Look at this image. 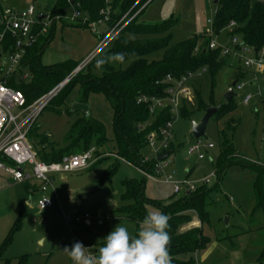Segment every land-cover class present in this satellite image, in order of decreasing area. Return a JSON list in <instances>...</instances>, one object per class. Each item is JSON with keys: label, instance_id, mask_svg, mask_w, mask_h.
<instances>
[{"label": "rangeland", "instance_id": "obj_1", "mask_svg": "<svg viewBox=\"0 0 264 264\" xmlns=\"http://www.w3.org/2000/svg\"><path fill=\"white\" fill-rule=\"evenodd\" d=\"M57 1L0 0V10L13 9L21 12L34 6L37 11L47 15L52 12ZM214 1L153 0L139 21L158 24L171 18L176 20V25L171 30V43H176L200 35L210 28L207 19L215 18ZM67 23L57 20L54 29L49 28L53 38L42 55L43 64L50 65L67 59L83 63L94 45L100 41L95 30L100 33L107 30L104 24L95 26L93 30L94 27L76 28ZM231 31L232 28L227 27L215 32L212 39L222 47L230 45L235 36L238 44H241L240 34H232ZM160 57L161 52L151 55L150 59ZM256 57L249 48L235 49V52L227 55V63L217 74L215 83L209 72H200L190 78L187 85L192 95L185 100L190 115H182L181 111L177 113L173 125L172 153L167 158L166 171L172 173L173 177L167 181L166 176L162 175L153 181L152 187L147 178L146 195L151 192L152 199L167 203L175 197L173 188L176 184L181 186L180 194H176L178 196L186 193V181L198 185L208 179V185L213 188L215 180L212 175L220 154L221 133L228 127L230 135V131H233L236 151L247 161L264 166V70L254 72L244 67V61ZM112 65L118 67V63ZM238 70L243 73L240 81L245 86L242 90L235 91L238 95L226 102L223 96L236 79ZM25 73L30 76L29 71L26 70ZM101 73L94 70L97 76ZM247 93L252 97L245 104L243 98ZM79 94L80 85L76 83L69 90L64 103H51L38 114L33 129L28 134V141L34 147L39 146L42 138L58 148L67 144V136L73 123L84 115L82 112H67L77 101ZM198 94L204 106L198 105ZM221 104L227 106L225 111L209 121L205 135L199 138L200 150L205 153V158L198 160L197 155L188 153V148L198 143V139L191 133L192 123L202 119L206 107ZM88 105L91 116L104 124L107 139L99 150L91 148L94 149L91 167L79 172L53 174V180L44 193L30 192L24 183L15 182L11 176L0 171V246L6 244L11 237L0 264H6L7 261V264H19L24 256L23 264H72L63 249L70 248L77 240L97 245L119 223L126 225L133 234L138 230L140 224L120 216L118 209L124 204L121 197L124 192L123 181L143 179L144 176L137 168L117 159L114 153L113 111L104 95L90 94ZM208 144H213V147L207 148ZM145 152L151 160L154 159L151 149L146 148ZM102 154H105L104 158L96 163V159ZM112 170L113 173L107 177ZM254 180L252 170L240 163L227 167L220 185L211 191L208 199L209 216L208 222L203 224V230L209 237V242L206 248L195 255L197 264H264V260L260 259L264 249V213L256 207ZM28 182L36 189L41 185L34 178ZM43 195L54 199V204L44 210L37 205L38 199ZM231 196L233 200L230 199ZM147 210L159 209L148 205ZM185 213L190 214L192 220L182 225L181 231L201 226L197 213ZM86 214L89 215L88 219L82 218L78 222L66 220V216L84 217Z\"/></svg>", "mask_w": 264, "mask_h": 264}, {"label": "trees", "instance_id": "obj_2", "mask_svg": "<svg viewBox=\"0 0 264 264\" xmlns=\"http://www.w3.org/2000/svg\"><path fill=\"white\" fill-rule=\"evenodd\" d=\"M136 1H113L111 19L107 24L109 30ZM78 4L82 15L88 17L89 21L70 24L90 29L89 23L102 17L100 9L105 6V0H58L52 12L65 14L73 5L78 6ZM215 7L214 32H220L234 21L236 25L231 33L240 34L241 44L247 45L258 55L264 50V0H218ZM143 12L144 10L122 29L106 49L96 57L125 53L124 64L118 63V67L106 64L102 73L97 76L94 74L96 68L95 59H93L63 87L47 107L51 103H64L69 90L76 83L80 85L77 101L87 103L90 94H103L113 111L114 153L117 158L154 174L156 160L144 162L147 137L152 131L158 132L171 118V113L165 109L153 116L149 111V106L139 103L138 98L142 95L165 96L167 84L162 80L167 74L180 77L188 72L199 73L202 68H206L211 75L212 82L215 83L217 74L227 63V55L223 54L221 47L209 48L211 36L206 31L190 39L171 43V30L176 25V20L171 18L158 24H147L139 21ZM62 22L67 21L62 20ZM50 29L53 30V27ZM52 38L50 33L47 36H41L33 46L28 48L19 69L6 78L9 87L23 93L27 105L48 93L80 64L71 59L50 65L43 64L42 55ZM159 52H161L159 59H150L151 55ZM26 70L30 73L28 78L23 77ZM241 77L243 73L238 70L235 78L240 79ZM198 105L204 106L199 94ZM226 107L221 104L214 117L225 111ZM67 112L71 113L68 109ZM181 114L190 115L185 104L181 108ZM32 129L33 127L30 132ZM229 130L228 127L221 133L220 154L214 164L215 186L213 188H210L208 182H200L195 190L181 196L174 193L175 197L164 203L146 196V177L123 181L124 192L121 197L124 204L118 209L120 216L140 224L148 212V205L157 207L169 216L167 231L173 247L168 250L172 264H197L194 259L195 255L206 248L209 242V237L204 233L203 224L208 222L207 205L210 193L213 189H217L225 170L232 164L240 163L250 168L255 174L253 191L257 201L256 207L264 213V166L247 161L236 151L232 138L233 131H230V135L227 132ZM67 140L65 146L58 148L42 138L39 146L35 148L38 158L46 163L59 162L66 154L84 152L104 145L107 141L104 124L91 115L79 117L73 123ZM172 146L173 143L170 145V151ZM112 173L113 170L108 173L107 177ZM187 211L197 213L201 226L181 231L182 225L192 220V216L185 213ZM10 240L11 237L8 238L6 244L0 246V260ZM101 244H104V240ZM24 259L25 256L19 264H23ZM260 259L264 260V249L261 251Z\"/></svg>", "mask_w": 264, "mask_h": 264}, {"label": "built area", "instance_id": "obj_3", "mask_svg": "<svg viewBox=\"0 0 264 264\" xmlns=\"http://www.w3.org/2000/svg\"><path fill=\"white\" fill-rule=\"evenodd\" d=\"M114 0H105V6L100 9L102 17L97 21L89 23L91 27L99 24L107 26L111 19V8ZM137 0L116 22V24L105 33H100L95 30V33L100 36V41L97 47L90 53V55L79 64L62 82L56 85L45 95L41 96L33 103L27 105L26 99L23 93L19 90L9 87L6 83V78L13 75L18 69L23 57L25 56L28 48L33 46L41 36L47 34L50 26L57 20H65L68 23L81 22L87 23L88 17L82 15V12L78 6L73 5L68 13L55 14L50 12L47 15L37 11L34 6H30L28 9L18 12L13 9H5L0 13V26L2 31L0 32V60H3V65L0 66V171L11 176L13 181L18 183H24L31 179H36L40 182L38 187L39 193L47 191L49 185L52 182V175L55 173H73L82 171L89 168L92 165V157L94 155V149H89L84 152L70 153L64 155L59 162L46 163L38 158L35 147L28 141V134L33 127L35 120L51 102V100L58 95L63 87L88 63L98 57L104 49L112 42V40L124 29L136 16H138L153 0ZM143 2V3H142ZM142 3V4H141ZM141 6L138 8V5ZM137 7V8H136ZM136 8V9H135ZM216 12V9H215ZM207 23L210 28L206 30V33L211 35V41L209 44L210 49L220 47L212 39V35L215 33L213 29L214 19H207ZM234 21L230 22L229 27H235ZM239 46V47H238ZM224 55H229L236 50L251 49L247 45L238 44V40L235 36L231 39V44L222 46ZM252 50V49H251ZM253 51V50H252ZM256 59H250L244 61V67L252 69L254 72L264 70V50L259 55L256 54ZM3 67V68H2ZM207 72L206 68H202L199 73ZM197 73L188 72L180 77H175L171 74H167L162 80L167 84L166 95L163 97L142 95L138 98L139 103H145L149 106L150 113L155 116L159 111L169 110L171 118L160 128V130L152 131L147 137V147L150 148L154 154V160H156L154 166V174L149 173L146 170L140 169L142 174L149 179L157 180L160 176L165 175L167 181L173 177L172 173L166 171L168 166L167 158L159 161L158 157L169 150L172 143L173 125L177 117V113L181 111L182 106L185 104V100L191 97V90L188 87V81L191 77ZM27 77V75H25ZM245 84L238 79L235 86V91L242 90ZM252 95L247 93L243 98V103L250 102ZM200 139L197 144H193L188 148V153L197 155L198 160L205 158V153L200 150ZM213 144H208L207 148H212ZM151 161V159L145 155L144 162ZM20 168V169H19ZM214 174L212 175V177ZM208 179L202 182H208ZM187 189L186 193H189L196 188V184L184 182ZM174 193L180 194L181 186L179 184L174 185ZM232 199V198H231ZM54 204L52 197L43 195L38 201L37 205L40 209L44 210ZM82 218L88 219L89 215L84 217L66 216V220L81 221ZM77 242H81L77 240ZM82 243V242H81ZM88 248V251L96 253L98 248L102 244H84Z\"/></svg>", "mask_w": 264, "mask_h": 264}, {"label": "clouds", "instance_id": "obj_4", "mask_svg": "<svg viewBox=\"0 0 264 264\" xmlns=\"http://www.w3.org/2000/svg\"><path fill=\"white\" fill-rule=\"evenodd\" d=\"M125 59V53L101 55L95 58V68L102 72L106 64H124ZM169 219L159 210L149 211L135 234L126 225L117 224L96 253L88 251L81 242L63 251L72 264H172L168 250L171 241L167 231Z\"/></svg>", "mask_w": 264, "mask_h": 264}, {"label": "water", "instance_id": "obj_5", "mask_svg": "<svg viewBox=\"0 0 264 264\" xmlns=\"http://www.w3.org/2000/svg\"><path fill=\"white\" fill-rule=\"evenodd\" d=\"M217 2H218V0L214 1V3H217ZM237 82H238V79H234L231 82L228 90L225 92L223 98L226 102H229L231 99H233L234 97H236L238 95L235 92V86H236ZM220 107H221V105L208 106L205 109V114L202 117V119L199 122H193L192 123L191 133H192L193 137H195L196 139H199L205 135L209 121L214 117L215 113L219 111ZM70 111L71 112H82L85 116L91 115L90 106L88 105V103L80 102V101H76L75 103H73L71 108H70ZM170 154H171V151L168 150L165 153H163L162 155H160L158 157V160L162 161V160L168 158ZM225 222L227 224L228 218L225 219ZM172 247H173V244L170 242L168 249L172 248Z\"/></svg>", "mask_w": 264, "mask_h": 264}, {"label": "crops", "instance_id": "obj_6", "mask_svg": "<svg viewBox=\"0 0 264 264\" xmlns=\"http://www.w3.org/2000/svg\"><path fill=\"white\" fill-rule=\"evenodd\" d=\"M67 24H68V25H71L70 23H67ZM72 26H73V27H76V28H84V27H78V26H76V25H72ZM50 27H53V29H54V27H55V22H53L52 25H51ZM48 34H49V30H48L47 34L44 35V36H47ZM96 35H97L98 37H100L98 34H96ZM95 40H97L96 36H95ZM51 41H52V40H51ZM50 43H51V42H50ZM50 43H49V44H50ZM48 46H49V45H48ZM48 46H47V47H48ZM47 47H46V48H47ZM96 47H97V43L94 45V47H93V49L90 51V53H91ZM45 50H46V49H45ZM44 52H45V51H44ZM90 53L87 55V57L90 55ZM43 54H44V53H43ZM87 57H86V58H87ZM67 60H68V59H67ZM67 60H65V61H67ZM69 60H70V59H69ZM3 63H4L3 60H2V61L0 60V66H2ZM80 64H81V62H80ZM2 68H3V67H2ZM25 75H27V77H25ZM23 77H24V78H28L29 75L25 73V74L23 75ZM249 94H250V93H249ZM87 103H88V102H87ZM82 116H84V115H82ZM82 116H80V117H82ZM35 147H36V146H35ZM101 147H102V146H99V147H96L95 149H98V150H99ZM146 148H148V147H146ZM149 149H150V148H149ZM144 151H145V150H144ZM151 151H152V150H151ZM171 152H172V150H171ZM100 153H101V152H100ZM108 154L115 155L113 152H108ZM104 155H105V154L100 155V156H99L100 158H99L98 160L96 159V163L99 162L101 159H103V158H104ZM145 155H146V152H145ZM101 157H102V158H101ZM106 157H108V156H106ZM106 157H105V158H106ZM117 159H119V158H117ZM119 160H120L121 162L125 163V164H129V165L135 167L134 165H132V164L126 162V161L123 160V159H119ZM92 165H93V164H92ZM92 165H91V166H92ZM91 166H90V167H91ZM135 168H137V169L140 171V173L142 174L141 170H140L138 167H135ZM77 172H79V171H77ZM0 173H1V172H0ZM3 175H4V174H3ZM142 175H143V174H142ZM143 176H144V175H143ZM144 177H145V176H144ZM213 177H214V176H213ZM213 177H212V178H213ZM214 178H215V177H214ZM52 180H53V175H52ZM153 181H154L153 179H150L151 187H152V185H154V184H153ZM208 182H209V181H208ZM28 183H29L28 181H27V182H24L26 188H27L30 192L38 193V190H37L36 188H34L33 185H30V184H28ZM173 192H174V190H173ZM146 196H148L149 198H152V197H153V195H152L151 192H150V194H148V195H146ZM231 198H232V199H231ZM230 199L233 200V197L231 196ZM102 241H103V240H102ZM102 241H101V242H102ZM96 244H101V243H96Z\"/></svg>", "mask_w": 264, "mask_h": 264}]
</instances>
